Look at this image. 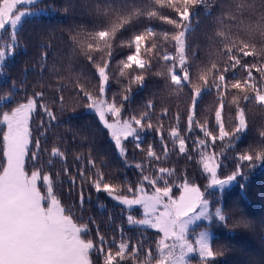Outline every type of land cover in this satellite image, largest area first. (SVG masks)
<instances>
[{"label": "snow or ice", "instance_id": "6c2138e0", "mask_svg": "<svg viewBox=\"0 0 264 264\" xmlns=\"http://www.w3.org/2000/svg\"><path fill=\"white\" fill-rule=\"evenodd\" d=\"M39 2L0 0V33L10 36V42L0 44V74L18 46L17 30L23 19L43 11L28 7L38 6ZM213 8L221 9L215 35L210 37L217 58L196 63L198 57L188 45L187 36L197 10L211 14ZM96 15L98 23L83 39L79 33L72 38L95 69L92 87H89L91 80L81 82L78 75L67 78L77 100L72 110L82 104L95 114L126 165L125 142L131 138L144 156L134 165L140 177L135 184L118 177L107 179L102 170L105 166L97 164L91 149L87 156L74 157L75 173L68 167L66 151L58 146L52 147L47 160L43 159L41 141L39 138L33 141L29 121L33 113L40 112L47 118V128L57 121L55 106L61 113L67 107L63 95L66 78H58V95L51 102L45 100L44 91L28 94L25 90L21 100L14 99V92L8 93L4 99L15 106L0 111V124L5 126L0 148V264H192L190 257H198V264H213L221 253L214 250L210 231L205 228L190 233V226L206 221L208 227L213 223L226 227L231 217L224 207L213 206L208 198L212 193L205 195L198 185L187 181L173 185L174 170L155 165L161 155L154 145L142 147L141 134L155 132L160 137L163 157L168 158L163 120L169 109L163 108L156 115V105L149 100L142 112L125 116L126 102L131 98L133 85L144 86L155 62L161 68L155 75L163 78L170 93L188 90L190 105L186 109L185 127H180L181 115L177 111L174 125H169L168 139L188 159L193 158L190 147L198 154L197 162L210 177L208 188L222 192L243 175L245 167L264 163V128L259 130L253 146L233 157L235 169L226 178L217 175L221 166L218 155L223 152L208 150L217 141L222 142L221 147L234 150L235 142L249 131V106L264 109V0H105L97 6ZM154 21H162L171 28L158 30ZM128 32L131 35L123 39ZM117 47H127L129 52L117 62L113 72L111 64ZM47 55L45 51L41 56V73L47 69ZM113 80L121 85V91L109 97ZM15 87L13 84L14 90ZM205 94L215 95L216 107L212 117L201 121L197 105ZM226 120L231 121V127L226 126ZM41 126L45 128L43 121ZM40 135L45 136V132ZM188 140H192L191 146ZM33 143L36 150L30 153L29 146ZM53 158L61 162V171L52 172L56 162ZM27 160L32 162L30 172ZM61 172L73 187L78 182L81 186L88 184L95 192H103L128 209L141 208L142 216L129 214L127 223L159 233L152 241L155 248L144 239L133 243L122 227L117 229L119 237L114 234L109 239L99 227L95 236H91L90 225L95 220L89 218L86 222L83 217H76L56 194V180ZM174 186L179 188L178 195L173 193ZM83 202L81 191V208ZM241 223L247 226L246 222Z\"/></svg>", "mask_w": 264, "mask_h": 264}, {"label": "trees", "instance_id": "16d2710c", "mask_svg": "<svg viewBox=\"0 0 264 264\" xmlns=\"http://www.w3.org/2000/svg\"><path fill=\"white\" fill-rule=\"evenodd\" d=\"M105 0H40L38 6H29L33 11L42 9L43 11L35 16L23 19L18 27V46L14 55L7 58L0 74V111L10 110L14 107V102H10L4 97L14 92V99L21 100L26 90L28 94L34 91H44L45 100L51 102L53 97L58 95L56 84L59 77L66 78L63 83L66 91L63 93L67 102L66 109L61 113L56 107L57 121L47 128V118L43 113H33L29 121L32 132V139L41 141V155L44 160L50 156L53 146H58L67 153V164L69 169L75 173L77 165L73 162L76 155L87 156L89 149L91 155L98 165L105 166L102 170L107 179L121 178L135 184L140 173L135 168V163L142 161L144 156L140 149L135 147V142L129 139L126 141L127 161L119 155L114 142L108 135L107 130L99 123L95 114L84 108L82 104L72 110V106L77 104L73 96L70 76H80L81 82L87 83L91 80L95 69L92 68L83 54L79 52V47L73 44V36L81 34V39L87 32L93 29L98 23L96 8ZM227 2V0H225ZM167 11V10H162ZM221 15V9L213 8L211 14L203 9H198L192 20V31L187 36L188 45L196 52L198 60L196 63H207L210 59L215 60V45L210 37L215 35L218 27L217 18ZM158 30L170 29L171 26L162 21L153 22ZM235 31V29H233ZM131 32L124 33L123 39H127ZM10 42L8 33L0 34V44ZM74 48L76 49L74 51ZM47 51V69L41 73V56ZM127 47L115 49L114 59L111 64L113 72L117 69V62L128 54ZM251 59V58H249ZM161 70L160 65L153 62L152 72L146 76L143 87L132 86L131 98L126 102L125 116L132 112L140 113L144 110L145 104L152 100L156 105V115H160L163 108L169 109V115L163 120L165 143L169 145V156L164 159L160 137L155 132L142 133V147L151 143L155 150L161 155V160L155 165L164 166L174 170L171 177L173 185H179L187 181L198 185L205 195L208 196L213 206H222L227 210V215L231 217L227 226L213 223L206 228L211 230L212 246L214 250L221 253L213 264H264V163H256L255 167H245L243 175L238 176L231 185L222 192L218 189L208 188L210 177L202 169L197 161L199 156L189 149L192 159L187 158V154H180L174 149L170 139H168L169 125H174V117L177 111L181 115L180 127H185L186 109L190 105L188 90L182 92H169L164 86L162 77L155 75ZM95 83L91 80L89 87ZM15 84V90L12 85ZM44 87L41 88L40 85ZM51 86V87H49ZM121 85L114 80L110 83L108 96L112 93H119ZM216 97L214 94H205L199 100L197 111L198 119L203 121L214 115ZM228 110L226 109V112ZM249 121V131L235 142V149L227 146L221 147L222 142L217 141L215 146L209 147V152L218 155L221 166L217 169L219 178H226L235 169L233 157L237 152H242L253 146L258 140V132L264 128V109L251 105L247 111ZM45 125L42 128L41 124ZM226 126L231 127V121L226 120ZM5 126L0 124V148H2V132ZM41 131L45 136H41ZM187 135V133H184ZM192 145V140L187 141ZM30 153L35 151L34 143L29 146ZM46 150V151H45ZM56 160V158H53ZM2 161V152H0ZM153 166V170L155 169ZM26 168L32 170V162L26 161ZM45 172L48 168L45 167ZM61 171V162L56 160L52 172ZM120 182V181H116ZM243 185V187H241ZM151 191V188L148 189ZM83 191V207L80 206V193ZM173 193L179 194V188L173 187ZM56 194L61 199L63 205L71 209L76 217H83L87 222L89 218L95 220L90 227L91 236H95L96 228L99 227L101 233L111 239L115 234L119 237L117 229L123 228L124 234L132 238L133 243L139 239H144L146 244H152L160 234L153 229H142L137 226H130L127 223V215L133 214L139 218L140 213L134 209L126 211L116 201L109 199L103 192L97 193L88 184L81 186L79 182L73 187L68 177L62 172L56 180ZM139 211V210H138ZM241 221L246 222L241 223ZM198 227H193L192 232H197ZM93 253V257H95ZM192 263L198 264L197 258H190Z\"/></svg>", "mask_w": 264, "mask_h": 264}, {"label": "rangeland", "instance_id": "374dc122", "mask_svg": "<svg viewBox=\"0 0 264 264\" xmlns=\"http://www.w3.org/2000/svg\"><path fill=\"white\" fill-rule=\"evenodd\" d=\"M29 7V6H28ZM1 34V33H0ZM223 179V178H222ZM231 185V184H230ZM230 185H228V186H226L225 188H227V187H229ZM219 190V189H218ZM117 204H119V203H117ZM120 206H122L126 211H131L132 209H134V211L135 212H139L140 213V217L142 216V209L141 208H139V207H133V208H131V209H128V208H126L125 206H123V205H121V204H119ZM139 210V211H138ZM128 215H129V213H128ZM127 215V216H128ZM133 215V214H132ZM139 217V218H140ZM206 225H207V222L206 221H200V222H197L196 224H194V225H192V226H190V229H189V231H190V233H194V232H192L191 230H192V228L193 227H198V231L197 232H199V231H201V230H204L205 228H206ZM209 230V229H208ZM210 231V233L212 232L211 230H209ZM196 233V232H195ZM191 238H194V236H192ZM190 258H192V257H190ZM194 258H197L198 259V257H194ZM192 264H197V263H192Z\"/></svg>", "mask_w": 264, "mask_h": 264}]
</instances>
